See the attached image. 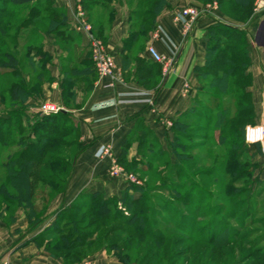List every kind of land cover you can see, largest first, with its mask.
<instances>
[{"label": "rangeland", "instance_id": "374dc122", "mask_svg": "<svg viewBox=\"0 0 264 264\" xmlns=\"http://www.w3.org/2000/svg\"><path fill=\"white\" fill-rule=\"evenodd\" d=\"M201 2V8L186 5L177 7V10L194 8L199 11L208 10L210 13L219 11L216 0ZM154 6L155 0H140L137 10L144 13ZM14 13L19 16L16 20H11ZM259 14L263 13H255L253 8V15ZM26 16L27 10L9 8L7 14L1 17L0 27L6 33H0V62L5 61L3 53L9 52L17 57L19 70L14 76L0 75V111L23 104L31 95L38 100L39 70H29L27 66L33 61V58L27 57V48L28 45H38V32L30 35L31 28L22 26ZM150 19L142 18L140 23ZM96 40L107 50L101 40ZM172 70L173 66L169 73ZM167 75L162 73L161 77ZM200 77L205 91L213 95L219 94L217 90L208 87V80L204 76ZM143 78V81L149 79L145 76ZM100 79L111 81L110 78ZM111 82L112 85L116 83ZM118 82L122 80L119 79ZM16 85L21 88L18 101L12 99V88ZM36 104L39 108L40 103ZM221 104L227 106V103ZM197 105L200 109L182 118L183 125L164 146L147 136L144 139L138 138L134 141L135 152L131 158L123 157L121 164L116 160L124 175L136 180L137 184L126 182L127 188L135 189L129 195L135 199L141 198V203L148 207L146 215L155 221L152 228L163 234L165 242L140 240L132 235L122 234V224L112 216L100 218L97 223L92 224L95 218L87 210H68L78 221V227L92 234L88 239L90 242L87 241L84 248L68 250L58 243L63 232L56 236L45 235L40 242L45 253L60 258L63 264H264V140L258 144L242 143L237 153L240 151L244 154L232 162L235 166H230L229 153L232 150L225 145L218 146V134L213 128L208 131L199 127L210 118L209 114L211 119L216 118V114L212 117V112H217V103L207 100ZM30 116L32 118L27 120L23 118V126H11L10 135L1 150L0 185H6L8 175L6 169L2 168V162L7 156H13L20 150L15 145L16 141L22 138L27 142L35 140L32 130L42 115L33 112ZM199 118L202 123L198 122ZM253 126L256 125H246L245 129ZM257 126L264 128V124ZM81 150L77 136H67L53 144L44 168L48 176L57 177V187L66 181L65 191L53 193L42 182L35 188L33 186L31 200L35 217L31 222L28 221L30 228L37 227L53 200L66 192ZM112 162L113 156L110 166ZM21 163L23 161L19 159L14 161L13 171H17ZM243 170L248 173H243ZM47 175L42 176L45 178ZM30 183L36 185L33 180ZM10 191L15 194L13 190ZM123 192L115 197L120 199ZM1 197L0 229L4 228V224L12 222L13 216L18 212H22L27 219L28 210L25 205H6ZM117 207L124 216L130 215L131 212L122 205L118 204ZM221 211L224 213L221 214ZM180 216L184 218L183 221ZM179 222L183 226H178ZM65 226L71 228L67 222H62L58 228ZM214 236H219L222 242L209 243ZM100 256L108 260L99 261Z\"/></svg>", "mask_w": 264, "mask_h": 264}, {"label": "crops", "instance_id": "0c3cea01", "mask_svg": "<svg viewBox=\"0 0 264 264\" xmlns=\"http://www.w3.org/2000/svg\"><path fill=\"white\" fill-rule=\"evenodd\" d=\"M41 2L43 22L36 27L38 50L28 55L34 66H27L29 70L38 69L42 77L38 100L31 96L21 104L24 118L39 113L36 103L59 105L61 112L75 124L82 150L66 192L53 200L37 227L30 228L24 214L18 212L12 222L0 229V264L3 259L10 264H63L60 258L45 253L40 244L45 237L42 234L58 211L70 207L79 197L100 193L110 198L127 188L124 176L109 177L111 159L103 156L105 147H110L114 160L121 161L123 157L131 158L138 138L147 136L162 146L172 139L173 123L200 101L203 85L197 69L205 64L209 29L218 22L232 24L243 33L250 60L248 93L253 108L252 123L247 125L264 124V13L243 25L227 21L215 10L204 14L191 32L184 35L182 26L174 21L177 7L201 8L202 2L164 0L154 28L142 37L135 35L143 18L137 10L140 0H81L91 35L105 44L122 80L110 86L112 82L100 79L94 70L87 37L77 29L68 8L74 4L68 0ZM46 8L63 16V26L57 25L56 17L49 19ZM149 46L173 59V70L164 78L160 65L154 64L153 77L148 75L150 71L138 69V60L152 62L146 51ZM142 75L150 78L140 81ZM21 106L3 108L0 117ZM106 260L99 257V261Z\"/></svg>", "mask_w": 264, "mask_h": 264}, {"label": "trees", "instance_id": "16d2710c", "mask_svg": "<svg viewBox=\"0 0 264 264\" xmlns=\"http://www.w3.org/2000/svg\"><path fill=\"white\" fill-rule=\"evenodd\" d=\"M207 1V0H200ZM220 13L224 18L231 23L247 24L254 17L253 8L256 0H216ZM164 0H155V6L144 13L139 11V14L143 18L150 17V20H146L145 23L138 24L135 35L142 36L151 31L155 26V18L157 14L163 8ZM9 8H19L21 10H27L26 20L23 21V27L25 25L31 28V33H35L36 27L43 22L41 17L42 2L41 0H0V26L2 24L1 17L6 15ZM49 14V19L53 20L56 17L57 25L63 26V16L49 8H46ZM19 15L14 13L10 19L16 20ZM0 33L5 35L4 29L0 27ZM28 38V37H27ZM28 40H31L30 38ZM28 55L38 50V45H28ZM5 61L0 62V75L14 76L19 70L18 59L13 54L7 52L3 53ZM29 58V57H28ZM138 69L148 70V75L153 77L156 75V67L158 65L153 62H147L144 60H138ZM155 64V65H154ZM30 66H34L33 63ZM93 65V64H92ZM250 60L247 54L245 38L243 33L234 25L229 23H216L209 29V43L205 53V64L202 68L197 69L200 76H204L205 80H208V87L219 92L218 95L210 94L209 91H205L200 94V101L202 104L205 101L210 103H217L215 108H218L212 112L216 114V118H210L201 122V118L198 122L202 123L199 126L203 130L214 129V132L218 134V146H226L230 150L229 160L230 166H235L233 161L241 158L244 153H237L241 147H239L244 141V129L247 124L252 123V105L250 103V95L248 88L251 84V77L248 74V68ZM40 78L42 75L39 76ZM150 78V77H149ZM201 78V77H200ZM143 81V75L139 78ZM40 79H38V82ZM18 85L12 88V99L17 100L20 92ZM39 90V83H38ZM33 96V95H31ZM18 101V100H17ZM221 103H227V106H222ZM21 106V104H18ZM200 107L197 105L189 114H193L198 111ZM236 113V116H233ZM6 117H0V157L1 150L7 142V138L10 135V129L13 124H20L23 126L24 111L22 106L18 109L12 110L6 114ZM188 115L185 113L184 116ZM233 116V117H232ZM181 117V118H183ZM28 123H26L27 125ZM187 124V123H186ZM183 125L182 119H179L172 125L174 132L173 136L177 133L179 127ZM35 140L27 142L22 138L16 141V146L20 148L13 156H7L2 162V168L6 169L8 175L6 178V185H0V197L2 196L6 205H25L28 214L27 219L29 222L35 217V212L32 209V196L34 188L39 183L47 185L50 191L53 193H63L65 191L66 181L61 182L57 187L55 184L56 176L47 175L45 167V161L50 157V151L53 148V144L58 142L64 137L77 136L75 124L69 119V116L65 113L59 112L55 116H43L38 119L32 130ZM128 142V141H127ZM126 142V143H127ZM126 143L123 147L126 148ZM23 161L20 164L17 171H13L12 166L14 161ZM14 159V160H13ZM120 164L121 162L118 161ZM39 168V169H38ZM44 168V169H43ZM35 169H37L35 171ZM235 169V168H234ZM50 171V170H49ZM243 173H248L243 170ZM43 174L47 175L48 179L43 178ZM32 180L36 182V185H32ZM47 181V182H46ZM232 182V181H231ZM34 186V188H33ZM136 188V187H135ZM10 190H13L15 194H12ZM134 187L127 188L120 199L116 197L105 198L102 194L96 193L88 195L86 197H79L70 207L64 208L58 211L52 224L46 229L42 236L45 234L57 235L61 234L62 237L58 242L61 246H64L68 250H76L84 248L87 245L88 239L92 237L91 233L85 232V229L78 227V221L69 213V211H81L87 210L91 213L90 216L95 220L92 224L97 223L100 218L114 217L122 224V234L132 235L134 238L140 240H152L158 243L165 242L162 233H157L152 228L155 221L147 217L148 207L141 203V198L135 199L130 192L134 191ZM138 190V189H136ZM1 197V198H2ZM120 204L125 210L129 211L130 215L124 216L117 207ZM1 206V202H0ZM69 210V211H68ZM124 210V211H125ZM224 211H221V214ZM182 221L183 217L180 216ZM62 222H67L69 227L65 226L62 229L58 228ZM79 222H81L79 220ZM178 226H183L182 222L178 223ZM119 228V227H117ZM90 241H88L89 243ZM221 243L222 239L219 236H214L209 240V243ZM92 243H90L91 245ZM89 245V246H90Z\"/></svg>", "mask_w": 264, "mask_h": 264}, {"label": "built area", "instance_id": "2783aa9c", "mask_svg": "<svg viewBox=\"0 0 264 264\" xmlns=\"http://www.w3.org/2000/svg\"><path fill=\"white\" fill-rule=\"evenodd\" d=\"M69 3L72 2L74 6L71 4L68 5V8L72 12V16L75 19V23L77 24V29L84 33L87 37V43L91 54V60L94 67L95 72L100 78H110L111 81L118 82L119 78L116 74L114 61L112 56L105 49L103 44L96 40L91 35V28L84 21V14L81 8L80 0H68ZM254 12L255 13H264V0H257L254 4ZM208 10L199 11L198 9L189 8L184 10H178L175 13L174 21L179 23L182 26L184 35H187L191 32L193 27L196 25L198 20L204 15L209 14ZM151 61L162 66V73L167 75L169 74V69L173 66V59L166 58L163 55L158 54L155 49L151 46L146 49ZM112 86V84H110ZM61 112V108L55 104L49 102H43L39 106V113L42 116H52ZM264 140V128L259 126L247 127L244 131V141L247 144H258L262 143ZM103 156L109 157L112 159V154L110 152V147H105L103 149ZM124 176L126 182L130 184H137L136 180L132 178V176L124 175L122 168H120L116 160L113 159L112 165L109 169V177L111 178H119ZM1 264H10L7 259H3ZM88 264V263H86ZM90 264V263H89Z\"/></svg>", "mask_w": 264, "mask_h": 264}, {"label": "water", "instance_id": "95a60500", "mask_svg": "<svg viewBox=\"0 0 264 264\" xmlns=\"http://www.w3.org/2000/svg\"><path fill=\"white\" fill-rule=\"evenodd\" d=\"M62 113H64V112H62Z\"/></svg>", "mask_w": 264, "mask_h": 264}]
</instances>
